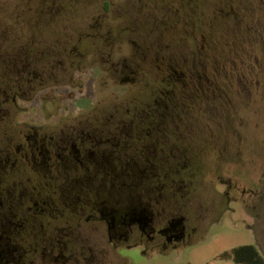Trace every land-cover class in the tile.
Wrapping results in <instances>:
<instances>
[{"label": "rangeland", "instance_id": "obj_1", "mask_svg": "<svg viewBox=\"0 0 264 264\" xmlns=\"http://www.w3.org/2000/svg\"><path fill=\"white\" fill-rule=\"evenodd\" d=\"M155 19L161 22L153 23L150 30L149 24ZM138 31L153 38L147 52L151 54L148 65H153L148 66L152 71L147 78L161 85L167 83L165 77L173 75L168 107L175 116H183L192 142L208 146L203 149L206 153L188 156L185 163L190 167L177 172L174 186L176 197L185 196L186 201L190 197L188 203L194 207L186 223L200 230L165 252L147 255L139 248L125 250L123 264H238L232 255L244 245H253L264 257V193L259 198L246 194L244 205L235 200L229 203L225 197H217L223 188L215 182L223 175L264 192V0H0V53L9 59L0 60V68L10 62L14 65L9 77L16 83L14 92L25 100L20 101L24 111L17 113V107L10 106L9 114L39 122L55 110L58 114H77L92 109L98 101L101 109L109 110L116 96L113 93L121 94L122 102L138 100L143 85L126 87L125 91L97 62L103 54L106 58L123 50L119 39L128 52L141 45ZM171 38L165 51L182 55L205 52L214 57L201 60L203 66L192 59L175 60L173 69L166 72L159 48ZM46 49L61 53L56 68L65 66L66 81L73 69L85 67L82 61H90L89 56L94 58V65L75 70L74 83L53 86L50 96L41 98L48 93L39 90L34 94L41 87L33 86L45 84L40 77L46 78L44 63L50 62V57L37 56L29 61L22 54ZM32 69H37L38 76L28 83L34 84L24 87L25 76L19 84L17 78ZM215 74L222 89L213 80ZM200 83L209 86L207 91H199ZM58 93L60 97H56ZM191 117H200L202 122ZM174 127L176 140L183 142L184 125L175 123ZM240 134L247 138L244 154L232 156V146L225 155L222 142ZM203 199L206 210L201 206Z\"/></svg>", "mask_w": 264, "mask_h": 264}, {"label": "flooded vegetation", "instance_id": "obj_2", "mask_svg": "<svg viewBox=\"0 0 264 264\" xmlns=\"http://www.w3.org/2000/svg\"><path fill=\"white\" fill-rule=\"evenodd\" d=\"M158 22L153 20L150 30ZM144 32L138 31L142 44L133 51H125V42L119 39L123 50L106 58L103 54L97 61L125 91L143 85L138 100L122 102V95L113 93L116 96L109 110L101 109L98 101L81 113L58 114L55 110L45 120L25 121L17 115L24 111L20 101L25 100L14 92L16 83L9 77L14 65L10 62L0 68V264H123L125 250L139 248L147 255L165 252L200 230L186 223L194 207L188 203L190 197L187 201L185 196L176 197L174 186L177 172L190 167L185 163L188 156L206 153L203 149L208 144L192 142L183 116H175L168 107L173 75L165 77L167 83L161 85L147 78L152 71L148 66L153 65L147 62L153 38ZM172 39H162L165 44L159 48L166 72L173 69L175 60L192 59L203 66L201 60L214 57L205 52L182 55L165 51ZM48 51L22 54L29 61L50 57V62L44 63L46 78L40 77L45 84L33 86L41 87L34 94L46 90L48 95L41 94V98L49 97L53 86L74 83L75 70L94 65L89 56L90 61H82L85 67L73 69L66 81L65 66L56 68L61 53ZM5 55L0 53V60H9ZM36 71L30 70L17 82L25 76L24 87H29L34 83L28 82L36 81ZM50 80L53 83L49 84ZM217 86L222 89L221 81ZM199 87V91H207L209 86L200 83ZM10 106L17 107L16 114H9ZM175 123L186 129L183 142L175 138ZM202 135L207 140L208 135ZM226 140L221 146L225 155L232 146V156L244 154L247 138L240 134ZM240 159L243 163V157ZM216 181L223 188L217 197H225L229 203L235 200L244 205L246 194L263 197V191L242 186L232 178L219 175Z\"/></svg>", "mask_w": 264, "mask_h": 264}, {"label": "trees", "instance_id": "obj_3", "mask_svg": "<svg viewBox=\"0 0 264 264\" xmlns=\"http://www.w3.org/2000/svg\"><path fill=\"white\" fill-rule=\"evenodd\" d=\"M232 257L238 264H264L263 255L253 245L237 247Z\"/></svg>", "mask_w": 264, "mask_h": 264}]
</instances>
